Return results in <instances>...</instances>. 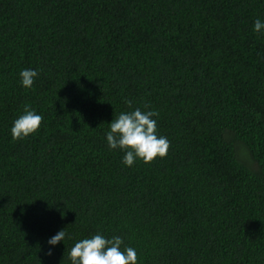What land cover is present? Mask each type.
<instances>
[{
  "label": "trees",
  "instance_id": "16d2710c",
  "mask_svg": "<svg viewBox=\"0 0 264 264\" xmlns=\"http://www.w3.org/2000/svg\"><path fill=\"white\" fill-rule=\"evenodd\" d=\"M257 17L264 0H0V264H71L97 231L139 264H264ZM125 98L159 112L164 157L108 149ZM25 104L43 120L12 140Z\"/></svg>",
  "mask_w": 264,
  "mask_h": 264
},
{
  "label": "clouds",
  "instance_id": "9594fccd",
  "mask_svg": "<svg viewBox=\"0 0 264 264\" xmlns=\"http://www.w3.org/2000/svg\"><path fill=\"white\" fill-rule=\"evenodd\" d=\"M253 31L264 34V20L257 17L253 22ZM39 72L35 68H24L19 72L20 84L25 89L34 86ZM127 110L120 111L108 123L104 138L109 150L123 153L121 163L131 167L137 160L150 163L157 156L164 157L170 146L166 136L158 133L157 119L159 112L148 103L143 107L134 106V101L125 98ZM43 116L30 104L23 106V111L12 121L10 134L12 140H23L38 131ZM63 229L50 236L47 244L54 247L59 242L71 239ZM123 246V247H122ZM52 248L48 250L50 255ZM71 264H139L137 250L124 245V238L111 237L97 231L76 240L68 250Z\"/></svg>",
  "mask_w": 264,
  "mask_h": 264
}]
</instances>
